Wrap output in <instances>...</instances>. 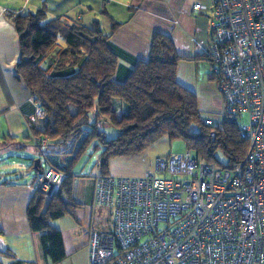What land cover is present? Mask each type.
I'll return each instance as SVG.
<instances>
[{
	"label": "built area",
	"instance_id": "obj_1",
	"mask_svg": "<svg viewBox=\"0 0 264 264\" xmlns=\"http://www.w3.org/2000/svg\"><path fill=\"white\" fill-rule=\"evenodd\" d=\"M212 2L208 79L226 112L204 124L246 117L248 152L231 170L186 152L156 159L155 174L97 175L93 206L112 209L113 225L91 228L89 264H264V0ZM43 117L38 109L31 120ZM33 141L44 167L31 188L52 197L67 175L47 162V140ZM8 250L0 235V254Z\"/></svg>",
	"mask_w": 264,
	"mask_h": 264
},
{
	"label": "trees",
	"instance_id": "obj_2",
	"mask_svg": "<svg viewBox=\"0 0 264 264\" xmlns=\"http://www.w3.org/2000/svg\"><path fill=\"white\" fill-rule=\"evenodd\" d=\"M102 13L110 33L98 20L87 25L70 16L50 18L45 8L9 15L21 48L16 71L44 112L46 127L41 131L31 126L23 141L10 139L5 145L11 142L16 152L25 151L37 148L33 137L46 139L47 162L67 175L54 196L36 191L27 210L30 229L39 235L43 255L53 264L67 255L63 236L51 222L75 217L81 207L73 200L74 169L89 152L98 154L99 174L109 175L112 159L141 155L165 138L183 140L187 152L220 170L242 163L249 149L239 119L228 117L222 130L206 126L196 95L177 80L180 62L210 61L209 56L181 57L170 37L156 33L148 60L138 62L127 79L118 82V59L110 40L120 23ZM116 101L126 108L120 117ZM103 119L115 127L114 137L101 129ZM54 155L66 156L67 164L54 161ZM2 259L23 264L11 250L0 254V264Z\"/></svg>",
	"mask_w": 264,
	"mask_h": 264
},
{
	"label": "crops",
	"instance_id": "obj_3",
	"mask_svg": "<svg viewBox=\"0 0 264 264\" xmlns=\"http://www.w3.org/2000/svg\"><path fill=\"white\" fill-rule=\"evenodd\" d=\"M197 4L206 9L195 10ZM41 8L47 10L50 18L70 16L87 25L98 20L101 27L104 21L109 23L102 13L106 11L114 22L120 23L110 40L118 59L115 77L118 82L125 81L138 62L148 60L156 33L170 37L181 57H207L214 43L212 0H0V235L16 260L23 264H53L43 255L39 235L31 231L27 217L35 194L31 186L44 166L37 148L31 146L16 152L17 145L11 142L5 145V142L10 139L23 141L30 134L31 126L43 131L46 118H38L32 123L31 118L40 107L18 77L16 66L21 60V48L9 15ZM104 31L110 33V24ZM210 70V61L206 59L182 61L177 69L179 84L196 95L204 118L207 114H214L210 111L222 108L217 86L208 80ZM115 108L119 117L126 113L120 101L115 102ZM70 111L75 114L76 108L70 106ZM150 150L151 147L135 157L112 159L109 174L144 176L151 171V158L146 156ZM54 156V161L67 164L66 156ZM17 157L21 162L16 160ZM37 160H40L39 164ZM95 177L86 180L75 177L73 200L81 207L76 209L75 217L65 216L51 222V226L63 236L67 255L58 264H89L87 245L91 228H112L113 212L112 222L107 224L104 218L106 208L93 206ZM1 261L13 263L10 259Z\"/></svg>",
	"mask_w": 264,
	"mask_h": 264
},
{
	"label": "rangeland",
	"instance_id": "obj_4",
	"mask_svg": "<svg viewBox=\"0 0 264 264\" xmlns=\"http://www.w3.org/2000/svg\"><path fill=\"white\" fill-rule=\"evenodd\" d=\"M102 25H103L102 26L103 30H105L109 26V23L107 21L106 22L104 21ZM210 81L214 83L215 86H217L219 96L221 97V101H222V108L220 110H216L217 112L210 111L209 113H214V114H207L209 116L207 115L206 116L215 121H218L226 112V104L219 90L216 80H210ZM246 122H247V118L245 117V119L240 121L241 127H243ZM101 129H103V131L107 133V136L109 138H112L116 135L115 127H113L110 124V122L106 119H103V121L101 122ZM186 152H187L186 144L184 143L183 140L170 141L167 138L161 140L157 144L153 145L151 147L150 153L146 155L148 158H151L152 166H151V171L147 172L145 175L149 173L155 174V161L157 158H164L167 156H180L185 154ZM97 158H98V154L89 152L84 158L80 160V162H78L76 168L74 169V172H76L77 179L79 180H83V179L86 180L90 178L93 179L95 176L99 174V170L97 169V167H95V162ZM16 160L21 162L19 157H17ZM105 211H106L104 213L105 222L107 224H111L112 222L111 212H113V210L110 208H106Z\"/></svg>",
	"mask_w": 264,
	"mask_h": 264
},
{
	"label": "water",
	"instance_id": "obj_5",
	"mask_svg": "<svg viewBox=\"0 0 264 264\" xmlns=\"http://www.w3.org/2000/svg\"><path fill=\"white\" fill-rule=\"evenodd\" d=\"M36 163H38V164H39V163H40V160H37V161H36Z\"/></svg>",
	"mask_w": 264,
	"mask_h": 264
}]
</instances>
